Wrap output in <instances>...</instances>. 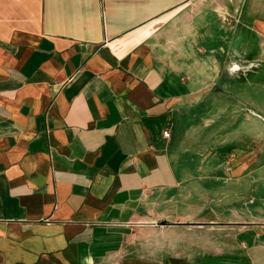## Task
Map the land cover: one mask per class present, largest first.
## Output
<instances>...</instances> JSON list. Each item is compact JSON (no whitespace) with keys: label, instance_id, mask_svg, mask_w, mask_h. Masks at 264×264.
Wrapping results in <instances>:
<instances>
[{"label":"crops","instance_id":"obj_1","mask_svg":"<svg viewBox=\"0 0 264 264\" xmlns=\"http://www.w3.org/2000/svg\"><path fill=\"white\" fill-rule=\"evenodd\" d=\"M261 63L264 0H0V264H264L258 151L191 118Z\"/></svg>","mask_w":264,"mask_h":264},{"label":"rangeland","instance_id":"obj_2","mask_svg":"<svg viewBox=\"0 0 264 264\" xmlns=\"http://www.w3.org/2000/svg\"><path fill=\"white\" fill-rule=\"evenodd\" d=\"M254 68L257 72H245L242 78L227 81L228 91L237 100L241 101V99H238L240 94L237 93H242L244 99L240 102V104H243L242 110L238 109L237 112L227 110L219 113L212 109L206 112L205 107L211 105V103H208L197 106L196 110L192 112L191 118L195 122L194 124L201 123L200 116L202 115L215 121L209 127H195V130L205 133L204 136H207L202 137L199 141L195 140V145H200L206 139H209L211 144L220 145L222 149L224 148L229 153L236 146L243 149L250 146L253 149L256 148L259 157L258 163L255 165L260 170V179L264 180V63ZM230 101L233 102L234 98L232 97ZM219 121H226L225 127L219 128L217 125ZM235 130L237 131L236 134ZM196 160L199 161L198 156ZM261 193L264 194V190Z\"/></svg>","mask_w":264,"mask_h":264},{"label":"built area","instance_id":"obj_3","mask_svg":"<svg viewBox=\"0 0 264 264\" xmlns=\"http://www.w3.org/2000/svg\"><path fill=\"white\" fill-rule=\"evenodd\" d=\"M164 134L167 136L169 133L167 131H165Z\"/></svg>","mask_w":264,"mask_h":264}]
</instances>
